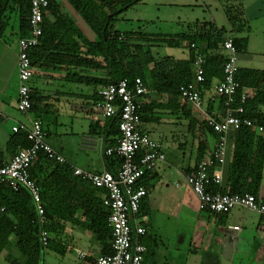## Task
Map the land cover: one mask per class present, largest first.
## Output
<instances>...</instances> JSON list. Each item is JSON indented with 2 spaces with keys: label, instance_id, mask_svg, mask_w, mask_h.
Masks as SVG:
<instances>
[{
  "label": "trees",
  "instance_id": "obj_1",
  "mask_svg": "<svg viewBox=\"0 0 264 264\" xmlns=\"http://www.w3.org/2000/svg\"><path fill=\"white\" fill-rule=\"evenodd\" d=\"M62 1L67 2L94 33L93 40L86 38L74 21L61 12ZM139 2L141 0L50 2L43 15V31L39 42L29 51L31 66L43 70L63 66L66 71L65 77L69 81L93 87L104 86L122 79H126L132 85L134 79L140 77L150 94L161 98L158 103L146 101L142 105L141 124L157 122L159 119L157 112L163 109L177 114L178 118H184L187 121L188 131L198 141L196 160L199 162L205 156L207 149L205 141L200 139L201 134L209 133L215 141L219 137L207 125L204 118L199 121L198 118L191 116L190 110L186 108L187 102L181 96L180 86L195 79L194 61L199 54L203 57L205 78L203 89L209 88L213 79H222L223 63L227 58V54H223L220 50L222 43L226 39H231L237 51L241 52L245 38L223 37L221 32L224 28L218 29L209 21L198 22L196 31L176 34L175 37L115 29L114 24L118 16ZM232 11L226 9L228 19L236 27L239 14L242 16V12ZM29 15L30 0H0V38L10 27L12 19L16 23L18 41L20 38L28 37L31 29ZM51 16L52 20L49 18ZM241 26L240 22V25L234 29L240 30ZM160 43L172 47L182 45L187 49V55L182 59H175L169 55L155 57L150 47L161 45ZM186 43H194V47H186ZM75 68L79 70L75 71ZM88 70L102 74L93 76ZM259 77V72L253 69L238 68L236 73V78L242 86L257 87L254 96L248 97L244 105V115L253 121V126H242L232 132L233 150L227 171L226 187L214 185L212 186L214 191L229 194H258L264 163V137L256 131L258 127L264 128V114L256 111L257 104L264 101V85L261 86L259 83L261 78ZM30 89L32 105L28 112L22 113L27 115L31 113L33 118L41 120L47 135L48 131L43 123L45 106H41L45 96L36 88L30 87ZM98 99L99 96L95 101ZM208 101L212 102L209 98ZM223 102L222 97L217 99L220 109ZM12 127L8 129L5 151L14 156L31 143L24 130L19 128L14 131ZM196 133H198L197 137ZM88 134L103 135L106 146H114L120 135L118 115L91 123ZM2 155L3 152H0V165L5 162L1 159ZM104 157L106 168L115 173L121 164V158L116 154L110 156L104 154ZM71 169L72 166L67 161L57 162L42 152L38 153L37 158L28 168L30 178L39 186L44 207L46 220L43 228L48 233V244L45 246L40 240L41 227L29 192L25 188L15 191L9 186L0 185V204L5 207L4 212L0 214V254L5 252L4 258L8 264H39L45 248L54 249L63 255L73 238L71 234L73 229L92 235L100 254L111 252V228L107 221L109 211L103 205L105 191L73 175ZM147 176L144 175L141 179L145 185L149 181ZM147 187H151L149 182ZM141 203L142 200L137 217L145 212L141 208ZM260 216L264 220V216ZM142 224L146 228L147 235L149 227L144 222ZM142 243L149 252L151 245L144 241ZM86 258L91 259L89 256ZM144 260L145 258L142 264Z\"/></svg>",
  "mask_w": 264,
  "mask_h": 264
},
{
  "label": "built area",
  "instance_id": "obj_2",
  "mask_svg": "<svg viewBox=\"0 0 264 264\" xmlns=\"http://www.w3.org/2000/svg\"><path fill=\"white\" fill-rule=\"evenodd\" d=\"M54 0H30V35L18 41V99L16 108L28 112L32 105L29 82L33 68L29 51L36 46L42 34L43 15ZM186 47H194V43H186ZM227 52L223 63V77L214 85V91L209 99L217 103L224 99L222 108L217 113H208L204 102L203 57L199 54L194 61L195 79L181 85L182 98L193 110L203 115L207 125L218 134L213 148L207 156L197 163L191 173H184L186 183L196 195L199 209L211 213H228L235 207L256 212L264 216V196L252 193L229 194L214 191L212 186H222L226 141L229 133L242 126H253V121L244 115L248 91L236 78L238 71V51L231 39L222 43ZM264 90V87H263ZM147 89L143 80L136 77L130 85L126 79L100 86L99 99L95 102L96 117L101 119L118 115V130L120 132L114 146L107 147L104 154H116L121 158L118 170L113 173L107 168L101 172L84 171L72 167L73 175L89 181L93 186L105 191L103 205L108 209V225L111 228L109 254L95 257L93 264H142L147 247L140 238L146 235V228L138 222L137 212L141 200L148 194V189L141 181L144 175L154 172L160 163L165 161L163 146L160 141L152 139L146 132L139 129L141 124V108L147 101ZM19 128L26 132L30 146L19 150L9 160L0 165V185L9 186L17 191L25 188L34 203L37 221L40 224V240L43 246L48 244V233L43 228L45 223L44 207L37 183L30 178L28 168L42 152L49 158L63 163L65 158L55 151L46 141V132L41 120L29 118L26 123L15 124L12 129ZM262 130V127H258ZM85 144V143H84ZM149 172V173H148ZM5 207L0 204V214ZM239 230V226L232 227ZM85 258L86 254L78 253Z\"/></svg>",
  "mask_w": 264,
  "mask_h": 264
},
{
  "label": "rangeland",
  "instance_id": "obj_3",
  "mask_svg": "<svg viewBox=\"0 0 264 264\" xmlns=\"http://www.w3.org/2000/svg\"><path fill=\"white\" fill-rule=\"evenodd\" d=\"M261 4V14H256L257 10L254 7ZM255 5L253 8L252 6ZM242 12L239 14L236 27L242 24L240 30H235L234 25L228 19L226 9ZM233 12V11H232ZM212 22L218 29L222 30L223 37H239L245 38L240 52L243 58H247L248 54L260 53L264 54V0H141V2L129 7L125 12L121 13L114 28L123 32L140 31L145 34L164 35L167 37H175L176 34H186L198 29V22ZM15 20L12 19L10 27L7 28L3 37L0 38V74L1 79L11 78L12 93L17 90L18 80L15 77L16 61L18 58V37ZM181 42V39L180 41ZM161 44V43H160ZM182 44V43H180ZM155 57L172 56L175 59L185 58L187 49L180 45L176 47L165 44L153 45L150 47ZM223 53L227 52L221 47ZM238 65L246 64L252 67L256 62L248 63L247 60L237 62ZM94 70H88V73H93ZM87 73V71H85ZM95 72V71H94ZM39 73L42 71L38 68L34 69V77L31 78V84L35 87L40 82ZM99 73V72H98ZM68 88L91 91L94 87L87 84H75L74 82H66ZM148 101H160L159 96L147 95ZM205 98V97H204ZM96 102V101H95ZM94 102V104H95ZM205 102V99H204ZM14 114H17L21 120H25L24 113L12 108ZM159 119L157 122H146L140 124L139 129L146 132L152 139L162 143L163 152L165 153V161L157 167L158 177H154L149 205L146 204L148 194L142 199V212L139 216L147 225L148 232H151L150 222L152 221L155 231L159 233L156 240L149 234L141 238V242H147L154 245L155 253L152 259V254H144V264H231L232 257L235 258L234 264H252V259L244 258L243 252H240L241 244H237V240L229 243L224 240L219 242V246L214 245V242H204V245L199 244V240H192L191 245L187 241L190 240L194 227L199 228L209 224V230L212 228V234L216 235V229L222 226L224 229L230 223H240L244 227L241 236H252L255 225L257 224L260 214L245 210L240 207H235L226 214H218V222L213 225V219L209 220V211L199 209L196 195L193 193L190 186L186 183L179 184V174L176 168L180 165H185L192 162L190 154L194 156V150L197 147V139L188 131L187 121L177 117L169 110L163 109L157 112ZM85 112L74 115L73 118L62 117V124L56 126V130L52 123L44 121V127L48 131L47 139L50 145H53L57 150H62L70 159L79 157L86 158L92 152L84 153L79 149V137L88 133V118ZM33 117V115H31ZM28 122V121H27ZM72 130H70V123ZM9 126V125H8ZM198 133H196L197 137ZM208 140L213 141L214 137L209 133L204 136ZM201 138V136H200ZM179 144L182 146L179 147ZM64 148V149H62ZM69 148V151L66 149ZM55 150V151H57ZM58 152V151H57ZM99 152H95V157H98ZM98 162V161H96ZM79 164V163H78ZM96 167L100 168L101 163ZM165 165V166H164ZM164 167V168H163ZM163 168V170H162ZM181 177V176H180ZM148 180V179H147ZM178 183V186L175 185ZM149 193V191H148ZM153 200V203L151 201ZM215 214V213H214ZM209 220V221H207ZM203 228V227H202ZM79 232L73 231L72 240L69 241V247L64 254H59L54 249L45 248L42 252L39 264H93L92 261L96 254L99 253L94 238L88 232H80V235H85L88 243L82 236L77 238ZM75 234V235H74ZM150 239V240H149ZM212 242V243H211ZM229 244H228V243ZM239 243V241H238ZM206 244L211 245L207 247ZM237 254L233 251L230 255L228 247H236ZM218 247V248H217ZM234 247V248H235ZM233 249V248H232ZM157 250V251H156ZM234 250V249H233ZM82 251L89 258H81L78 253ZM4 254H0V264H8L4 259ZM150 259V260H149ZM165 260V261H163Z\"/></svg>",
  "mask_w": 264,
  "mask_h": 264
},
{
  "label": "crops",
  "instance_id": "obj_4",
  "mask_svg": "<svg viewBox=\"0 0 264 264\" xmlns=\"http://www.w3.org/2000/svg\"><path fill=\"white\" fill-rule=\"evenodd\" d=\"M60 10L62 13H65L66 15H68L72 21H74V23L79 27V29L81 30V32L84 34V36H86V38H88L89 40H93L94 39V33L90 30V28L85 24V22L81 19V17L74 11V9L65 1L60 2ZM255 5L252 6V8ZM261 8V4H257L254 7V10H257L256 14H261L258 11H260ZM51 20L53 19L52 16L49 17ZM236 37V36H235ZM221 48V47H220ZM243 51V50H242ZM241 51V52H242ZM222 52V51H221ZM223 53V52H222ZM224 54V53H223ZM18 59V58H17ZM243 59L247 60L248 63L250 62H256L257 64H255V66L253 65L252 67H248L246 66V64L243 65H238L239 68H243V69H253V70H257L259 72L260 75V80L259 83L262 85H264V54H260V53H254L252 54H248L247 58H243L242 55L240 54V52H238V61H242ZM18 61H16V73L15 77L18 80V66H17ZM238 64V63H237ZM38 67H33V74H32V78L34 77V69H36ZM39 70L42 71V74L39 73L40 77V82L38 83V86H33L31 84L30 87L32 88H36L42 95L45 96L41 106H45L44 111L45 114L43 115L44 121H47L49 123H52L53 126L56 130V126H60V124H62V122L60 121L62 119V117H67V118H73L74 115L76 114H81L82 112H85L86 117L88 118V128L90 126L91 123H94L95 121H100L101 117H98L97 120V116L98 113L95 110V99L98 96V90L100 88V86H96L94 87L91 91H84V90H79V89H73V88H68V86L66 85V82L71 83L73 81H69L68 78L65 77V69L63 68V66H61V68H56V69H47V70H43L42 68H38ZM81 69V68H80ZM75 71H78L79 68H75ZM81 73L83 74L84 72L81 70ZM93 76H100L102 73H98V72H94L90 73ZM2 76L0 74V152H3V155L1 156L2 161H7L11 158L12 154H10L9 152L5 151L6 148V142L8 139V129L11 126H14L15 124L21 122V123H26L28 121L29 118H33L30 114H24L23 116L25 117V120H21L19 119L20 117L17 114H14L13 111H11L12 108L16 109V100L18 97V84H17V90L15 91V93H12L11 91V87H13V85L11 84V78L9 79H1ZM217 79H213L212 84L209 88L204 90V99H205V107L208 113L211 112H219L220 108L218 107V103H213L208 101V98L210 97V95L213 93L214 91V85L217 83ZM18 82V81H17ZM19 83V82H18ZM75 84H82L83 83H77L74 82ZM247 88L248 91V97H252L254 96L257 87L256 86H245ZM148 97V96H147ZM147 102H150L147 100ZM187 109L190 110L191 116L192 117H196L199 119V121H201L203 119V115H200L198 113H196L192 106L187 102ZM256 111L258 113H263L264 114V101L260 102L259 104H257L256 106ZM74 114V115H73ZM183 120H185L184 118H181ZM72 122L70 123L69 127L70 130H72ZM9 125V126H8ZM87 128V131H88ZM256 131L259 135H261L262 137H264V128H262V130H259L258 128H256ZM78 141H79V149L82 150L83 154L87 153V152H92L93 154H95V152H99L98 157H95V155H90L87 154L88 156L86 158L84 157H79L76 156L75 158L70 159L69 157H67L66 154H64L62 152V150H57L53 145H50L54 150H57L58 153H60L67 161V163L72 166V167H78L84 171H89V172H101L104 168H106V163H105V157H104V149L106 146V142L104 140L103 135H90L88 133H86L84 135V132ZM48 135V132H47ZM206 135L205 132H203L201 134V140L205 141V144L207 145V149H206V153L205 156L203 158H205L207 156V153L209 150H211L213 148V146L215 145L216 141L215 138L213 141H210L207 139V137L205 138L204 136ZM232 135L233 133H229L227 141H226V153H225V165H224V175H223V181H222V188L226 187V183H227V171H228V167L232 158V150H233V139H232ZM46 141L49 143L47 137H46ZM85 143V144H84ZM162 144V143H161ZM179 147H181V144H179ZM64 149V148H62ZM69 148L66 149V151ZM194 156L191 153L190 159L192 157V162H188L185 165H180L179 168H176L178 174L181 176H179V184H183L185 183V178H184V173H191L193 171V168L197 165V160H196V155H197V147L194 150ZM165 154V153H164ZM166 158V157H165ZM202 158V159H203ZM101 163L100 168H97L96 166L99 164H95L98 162ZM79 163V164H78ZM165 166V165H164ZM164 168V167H163ZM162 168V170H163ZM154 177H158V171L157 169L151 173V175L147 176V179L149 180L148 182L151 184V188L154 185V182H152ZM176 186H178V183H175ZM220 187V188H221ZM151 191L152 189L149 190L148 193V197L145 199L146 200V204L149 205L150 202V198H151ZM258 194L263 195L264 196V163H263V172H262V181H261V185L260 188L258 190ZM152 203L153 200L151 199ZM211 213V212H210ZM218 214H210V216L208 218H210L209 220H211V218L213 219V225H216V223L218 222ZM138 222L142 224V220L141 218L137 217ZM207 220V221H209ZM263 218H259L257 224L255 225V230H253V234L250 237H246V236H241V233L244 230V225L240 224V223H230L227 225V228L224 229L222 226H219L218 229H216V235L212 234L213 231L212 228L209 230V223L207 222V224L205 226H202L199 228L198 226L194 227L193 229H191L192 234L190 237V240L187 239V241L189 242V244L191 245L192 240L194 241L193 246L195 245V240H199V244L202 246L204 245V242L209 243V241L214 242V245L219 246V242H223L224 240L229 241V243H231L233 241L237 240V244H241V249L239 250L240 252H243V254L245 255L244 258H247V260L252 259V264H264V222H263ZM143 225V224H142ZM239 226V230H234L232 227L233 226ZM144 226V225H143ZM145 227V226H144ZM155 227V225L153 224V222H150V228H151V232H148L147 230V234H149V236H151L152 238H154L156 240V237H161L159 236V233H157L155 231V233H153V228ZM203 227V228H202ZM156 228V227H155ZM157 229V228H156ZM73 231H77L80 233L79 229H73ZM212 232V233H211ZM79 233L77 234V238L81 239L80 237L82 235H80L79 237ZM75 235V234H74ZM83 238H85V240L88 243V239H86L85 235L82 236ZM239 241V243H238ZM211 242V243H212ZM228 243V242H227ZM228 243V244H229ZM239 245H237L235 248L234 247H228L230 255L232 256L233 251H235V253L237 254V250L236 249ZM192 246V245H191ZM207 247H210L211 245H207ZM218 248V247H217ZM234 250H233V249ZM157 251V250H156ZM82 252V251H79ZM5 252H3L2 254H4ZM149 254H152V256L150 257V259L153 258L154 253H155V249H154V245H151V248L149 249ZM99 254H96V256H98ZM95 256V257H96ZM95 257L92 261V263H94ZM235 258V254L234 257H232V260L230 261L231 264H234V259ZM5 259V258H4ZM149 259V260H150ZM145 261V260H144ZM165 261V260H163ZM144 264V262H143Z\"/></svg>",
  "mask_w": 264,
  "mask_h": 264
}]
</instances>
